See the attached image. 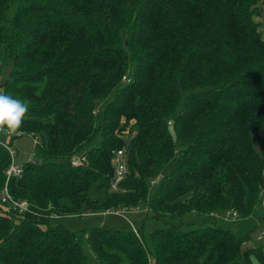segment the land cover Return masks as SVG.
I'll return each mask as SVG.
<instances>
[{"label": "trees", "instance_id": "trees-1", "mask_svg": "<svg viewBox=\"0 0 264 264\" xmlns=\"http://www.w3.org/2000/svg\"><path fill=\"white\" fill-rule=\"evenodd\" d=\"M0 81L38 137L20 176L0 142V189L28 204L0 202V264H92L84 241L98 264H242L239 237L193 217L264 194V0H0ZM140 205L163 222L151 250L137 228L49 224Z\"/></svg>", "mask_w": 264, "mask_h": 264}, {"label": "rangeland", "instance_id": "rangeland-1", "mask_svg": "<svg viewBox=\"0 0 264 264\" xmlns=\"http://www.w3.org/2000/svg\"><path fill=\"white\" fill-rule=\"evenodd\" d=\"M261 21L262 15L257 17ZM2 77L1 80H4ZM104 108V102L100 101L96 105V113L101 115ZM100 117L96 120L99 122ZM21 132V131H19ZM15 132L12 134L0 133V142L10 144L15 151L14 163L23 165L27 160H37L35 156V144L38 137L32 132L23 131L22 133ZM80 150L76 156L79 159L82 155ZM75 159V158H74ZM81 160V159H80ZM79 161V160H78ZM172 170V162L169 161L160 175L151 183L149 189V196L152 195L157 187V181L160 177L165 176ZM111 209L103 212L88 213L84 216L76 214L54 215L49 218L51 226H64L65 228L81 233L86 232L87 229L94 226H101L103 224L116 227L123 230H133L134 228L142 231V237L145 240L148 248L152 249L151 231L163 225L161 219L156 217L154 213L148 209L147 205H140L137 207L118 209ZM264 194L260 200L254 205L252 211L241 216L238 213L220 212L217 214H208L203 217H193L197 222H216L225 229H229L235 236L240 239V247L242 252L241 262L244 264H264ZM48 224L44 223L42 226L46 227ZM82 250L90 259L92 264L93 252L89 244L84 241Z\"/></svg>", "mask_w": 264, "mask_h": 264}, {"label": "built area", "instance_id": "built-area-1", "mask_svg": "<svg viewBox=\"0 0 264 264\" xmlns=\"http://www.w3.org/2000/svg\"><path fill=\"white\" fill-rule=\"evenodd\" d=\"M0 88H2L5 91V86L2 84V81H0ZM8 149L10 151L12 161L6 168L5 172L8 177L10 176H20L23 171V167L21 165L14 163V155L15 151L12 147L8 146ZM79 160V161H78ZM80 158L76 159L74 163L80 162ZM112 163L115 166V177L112 180V187L116 188L119 184V182L123 179L126 172V166L124 163V151L123 149H117L114 151L112 156ZM0 202L7 204L8 207H11L13 209H17L19 212H23L27 208V201H17L12 198L8 191L7 184L0 189ZM116 212L118 213L119 210L116 209ZM134 231L138 233L137 229L134 228Z\"/></svg>", "mask_w": 264, "mask_h": 264}, {"label": "clouds", "instance_id": "clouds-1", "mask_svg": "<svg viewBox=\"0 0 264 264\" xmlns=\"http://www.w3.org/2000/svg\"><path fill=\"white\" fill-rule=\"evenodd\" d=\"M29 104L0 88V133L12 134L22 127Z\"/></svg>", "mask_w": 264, "mask_h": 264}]
</instances>
